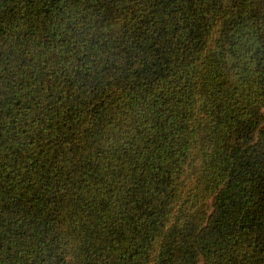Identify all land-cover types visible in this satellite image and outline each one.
<instances>
[{"label": "trees", "instance_id": "1", "mask_svg": "<svg viewBox=\"0 0 264 264\" xmlns=\"http://www.w3.org/2000/svg\"><path fill=\"white\" fill-rule=\"evenodd\" d=\"M0 264H264V0H0Z\"/></svg>", "mask_w": 264, "mask_h": 264}]
</instances>
